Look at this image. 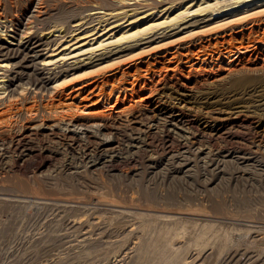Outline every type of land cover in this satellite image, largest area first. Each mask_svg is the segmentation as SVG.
<instances>
[{
  "label": "rangeland",
  "instance_id": "obj_1",
  "mask_svg": "<svg viewBox=\"0 0 264 264\" xmlns=\"http://www.w3.org/2000/svg\"><path fill=\"white\" fill-rule=\"evenodd\" d=\"M1 1L0 264H264V0Z\"/></svg>",
  "mask_w": 264,
  "mask_h": 264
},
{
  "label": "bare ground",
  "instance_id": "obj_2",
  "mask_svg": "<svg viewBox=\"0 0 264 264\" xmlns=\"http://www.w3.org/2000/svg\"><path fill=\"white\" fill-rule=\"evenodd\" d=\"M1 1V0H0ZM10 1V0H9ZM17 1V0H16ZM203 1V0H202ZM247 1H250V0H237L236 1V3H239V2H247ZM1 2H3V1H1ZM211 0H205V3H207V4H210V5H207V6H205V7H203V8H201V10H203V9H209L210 7H211ZM215 2H219V0H215ZM4 3V2H3ZM13 3V2H12ZM205 3L203 2V3H201L200 5L201 6H204L205 5ZM11 5H14V4H11ZM186 5V4H185ZM6 7V6H5ZM13 7V6H12ZM46 7V6H45ZM44 7V8H45ZM48 7V6H47ZM46 7V8H47ZM39 8H40V6H39ZM43 9V8H42ZM41 9V10H42ZM121 9V8H120ZM157 9V8H156ZM189 9H190V4L188 5V6H185V10H183V11H180L179 13H177V14H175L173 17H170V16H166L165 17V19L164 20H162V21H152V22H150V23H147V24H145V25H143V26H140V25H132V23H127V24H123V26H122V28H120L119 30H120V34L119 35H116V32L114 31L112 34H109V36H105V34L108 32V30L107 31H104V32H99V33H97L95 36H92L91 35V37L90 38H88V39H85L84 41H74V42H72V43H68V44H66V45H64V47L62 48V50L61 51H64V50H67V49H70V51L69 52H66V51H64L63 53H62V57H65L66 55H68V54H71V53H74V54H72L69 58H71V57H75L76 58V56L79 58V55H83V54H87V53H93V52H96V50H99V49H101V48H106L110 43H112V42H116V43H122V42H127L128 40H131L132 38H135V37H138V36H143V35H145L146 33H148V32H150V31H152L155 27L157 28L159 25H162V24H164V23H166V22H168V20H170V21H174V20H176L177 21V19H180V18H183L184 16H185V13H187L188 11H189ZM16 10V9H15ZM44 10H46V9H44ZM122 10H124V9H122ZM7 11V10H6ZM18 11V10H17ZM20 11V10H19ZM264 11V10H263ZM262 10H261V12H263ZM0 12H2V11H0ZM12 12H13V10H12ZM37 12H39V11H37ZM114 12V11H113ZM115 12H116V10H115ZM119 12V11H118ZM152 11L150 10V13H151ZM260 11H259V13H261ZM9 13V12H8ZM17 13V12H16ZM112 13V12H111ZM37 15L39 14V13H36ZM48 14V13H47ZM50 14V13H49ZM3 15H4V13H3ZM16 15H18V13L16 14ZM40 15H42V13L40 14ZM39 16V15H38ZM44 16V15H43ZM5 17V16H4ZM0 18H3V16H1ZM15 18V17H14ZM41 18V17H40ZM11 19V18H10ZM18 19V18H17ZM34 19V18H33ZM32 19V20H33ZM2 20V19H1ZM8 22H9V20H7ZM31 21H29V23H30ZM136 22V21H135ZM15 23V22H14ZM123 23V22H122ZM178 23V22H177ZM121 24V23H120ZM7 25V24H6ZM12 25V24H11ZM30 25V24H29ZM32 25V24H31ZM22 26V25H21ZM20 26V27H21ZM26 26H27V24H26ZM4 27L5 26H1V28L0 29H4ZM31 27V26H30ZM59 29H60V27H58ZM16 29H18V28H16ZM20 29V28H19ZM93 35H94V33H93ZM80 38H84V37H80ZM3 44V43H2ZM12 45V44H11ZM6 47H9V46H4V45H1L0 46V56H2V54H3V52H4V49L6 48ZM250 48V47H249ZM246 49H248V47L246 48ZM249 50V49H248ZM7 51V50H6ZM11 51V50H10ZM60 51V52H61ZM21 52V51H20ZM11 53V52H10ZM15 53V52H14ZM51 55H52V53H51ZM62 57H61V59H62ZM53 59V58H52ZM11 60V59H10ZM10 65V62H9V60H7V59H1L0 58V69H3V68H5V67H8ZM6 69V68H5ZM4 69V70H5ZM11 72V71H10ZM4 74H6V71L5 72H3ZM7 74H8V72H7ZM6 74V75H7ZM5 81H6V79H5V75H0V93H2L3 91H5L6 89L4 88V84L3 83H5ZM24 90V89H23ZM114 105V104H113ZM102 110V109H101ZM48 111V110H47ZM50 112H51V110H49ZM53 111V110H52ZM55 111V110H54ZM100 112V111H99ZM100 113H102V114H105V112L104 111H102V112H100ZM100 113H98V115L100 114ZM107 113V112H106ZM108 113H110V112H108ZM104 116H106V115H104ZM18 142H20L19 140H18ZM34 200V199H33ZM102 200V199H101ZM31 201V200H30ZM48 201V200H47ZM63 201V200H62ZM66 201V200H65ZM69 201V200H68ZM33 202V201H32ZM34 202H35V200H34ZM31 203V202H30ZM82 217H84V216H82ZM81 217V218H82ZM74 221V220H73ZM77 221V220H76ZM207 224V223H206ZM208 225V224H207ZM261 225V224H260ZM205 227V226H204ZM205 230V229H204ZM264 231V230H263ZM86 235H89V234H86ZM81 238H82V234H81V236H80ZM84 237V236H83ZM86 238V237H85ZM91 238V237H90ZM88 239V238H87ZM83 242H84V240L83 239H81ZM80 240V241H81ZM97 242V241H96ZM99 243V242H98ZM94 244V243H93ZM93 246H95V245H93ZM87 248V247H86ZM88 248H90V247H88ZM93 249V248H92ZM85 252V251H84ZM187 259H185V258H183V259H181V262H180V264H186L187 263Z\"/></svg>",
  "mask_w": 264,
  "mask_h": 264
}]
</instances>
